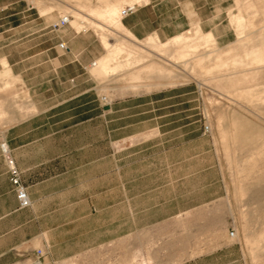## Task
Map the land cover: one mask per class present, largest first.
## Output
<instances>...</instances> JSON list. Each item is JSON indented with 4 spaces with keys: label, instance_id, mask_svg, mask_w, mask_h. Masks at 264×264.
<instances>
[{
    "label": "crops",
    "instance_id": "obj_1",
    "mask_svg": "<svg viewBox=\"0 0 264 264\" xmlns=\"http://www.w3.org/2000/svg\"><path fill=\"white\" fill-rule=\"evenodd\" d=\"M128 1L135 9L120 17L122 27L137 40L161 42L194 24L215 34L230 6L229 0ZM121 3L84 6L108 15ZM48 18L31 0H0V100L6 103L0 144L30 201L18 207L0 149V264H56L115 243L124 246L123 255L127 247L145 257L149 245L148 264H247L242 244L228 233L196 250L193 240L178 236L189 214L224 195L186 97L131 94L104 103L89 71L92 35L71 25L52 30L58 17ZM61 41L68 51L58 47ZM14 95L28 113L12 108ZM198 241L203 246L208 239Z\"/></svg>",
    "mask_w": 264,
    "mask_h": 264
},
{
    "label": "rangeland",
    "instance_id": "obj_2",
    "mask_svg": "<svg viewBox=\"0 0 264 264\" xmlns=\"http://www.w3.org/2000/svg\"><path fill=\"white\" fill-rule=\"evenodd\" d=\"M31 2L46 19L69 15L67 25L92 35L95 65L89 71L108 102L131 94L186 97L201 128L209 124L203 135L205 159L216 163L224 195L201 214H189L190 223L178 236L193 240L192 250L212 248L233 227L247 264H264V0H229L215 34L194 24L166 42L137 40L122 27L120 8L131 4L128 0H120L119 9L108 15L84 6L98 0ZM91 15L101 21H90ZM4 104L0 100V117ZM10 105L28 113L18 95ZM199 238L208 241L199 246ZM148 247L147 257L127 247L123 255L124 246L115 243L56 264H148Z\"/></svg>",
    "mask_w": 264,
    "mask_h": 264
},
{
    "label": "built area",
    "instance_id": "obj_3",
    "mask_svg": "<svg viewBox=\"0 0 264 264\" xmlns=\"http://www.w3.org/2000/svg\"><path fill=\"white\" fill-rule=\"evenodd\" d=\"M134 9H135L134 3L125 5L123 8L120 9V13H119L120 17H124V16L128 15L129 13H132L134 11ZM69 17H70L69 15H62V16L58 17V19L56 21L51 23V25H50L51 29L52 30H59L63 26L69 24V21H70ZM58 47L60 49H62L63 51L69 50L67 44L64 41L59 42ZM94 63H95V61H93L91 63V65H94ZM101 100L104 103H108V99L105 95L101 96ZM209 131H210L209 124H206L204 122L203 123V132L206 133ZM0 149H1V153H2L5 161L7 163L8 170L10 173L11 182L15 187L18 207H26L29 205L30 201H29V198L27 196L25 186L22 184V182L20 180V175H19L18 169L14 163L13 158L10 155V152H9L8 147H7L5 142H1ZM235 234H236L235 229L233 227H231L228 231V237L231 240H236ZM37 254L41 255L42 254L41 250H38ZM33 264H42V261L40 259H37L34 261Z\"/></svg>",
    "mask_w": 264,
    "mask_h": 264
},
{
    "label": "bare ground",
    "instance_id": "obj_4",
    "mask_svg": "<svg viewBox=\"0 0 264 264\" xmlns=\"http://www.w3.org/2000/svg\"><path fill=\"white\" fill-rule=\"evenodd\" d=\"M69 22H70V21H69ZM207 37H208V38H212V35H211L210 33H208V34H207ZM178 38H179V37H176L175 40H177ZM107 45L109 46L110 43L108 42ZM94 65H95V63H94ZM94 65H92V66H94Z\"/></svg>",
    "mask_w": 264,
    "mask_h": 264
}]
</instances>
